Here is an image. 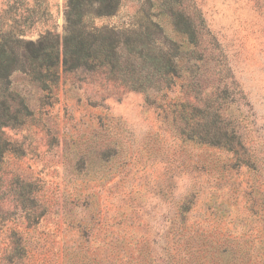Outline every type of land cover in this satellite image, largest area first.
Masks as SVG:
<instances>
[{
    "label": "rangeland",
    "instance_id": "rangeland-1",
    "mask_svg": "<svg viewBox=\"0 0 264 264\" xmlns=\"http://www.w3.org/2000/svg\"><path fill=\"white\" fill-rule=\"evenodd\" d=\"M65 1L0 0V25L63 34ZM161 1L122 0L91 23L135 28ZM173 4L197 34L153 16L157 45L181 46L156 88L104 68L61 66L48 87L11 74L31 112L3 128L0 264H264V0Z\"/></svg>",
    "mask_w": 264,
    "mask_h": 264
},
{
    "label": "trees",
    "instance_id": "trees-1",
    "mask_svg": "<svg viewBox=\"0 0 264 264\" xmlns=\"http://www.w3.org/2000/svg\"><path fill=\"white\" fill-rule=\"evenodd\" d=\"M121 5L122 0H66L63 34L47 27L37 40L23 38V29L0 25V164L7 152H15L3 128L22 124L23 115L31 112L23 101L15 105L7 86L11 74L20 67L45 87L57 79L61 66L65 70L104 68L109 78L125 80L131 90L139 91L156 88L177 76L178 51H170L181 46L165 36L162 44L169 43L170 49L157 45L155 35H161L163 27L153 16L168 15L180 35L193 39L197 33L185 10L177 8L173 0H162L154 4L159 12H153V8L142 10L146 22L135 28L91 23V18L114 16ZM17 48L22 49V55ZM199 137L204 140L207 134Z\"/></svg>",
    "mask_w": 264,
    "mask_h": 264
}]
</instances>
